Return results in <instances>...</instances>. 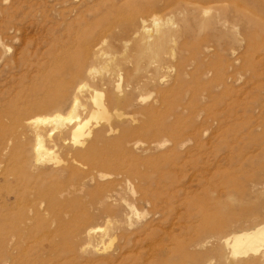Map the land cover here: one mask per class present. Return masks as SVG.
<instances>
[{
  "label": "rangeland",
  "instance_id": "374dc122",
  "mask_svg": "<svg viewBox=\"0 0 264 264\" xmlns=\"http://www.w3.org/2000/svg\"><path fill=\"white\" fill-rule=\"evenodd\" d=\"M263 213L264 0H0V264H264Z\"/></svg>",
  "mask_w": 264,
  "mask_h": 264
},
{
  "label": "bare ground",
  "instance_id": "6f19581e",
  "mask_svg": "<svg viewBox=\"0 0 264 264\" xmlns=\"http://www.w3.org/2000/svg\"><path fill=\"white\" fill-rule=\"evenodd\" d=\"M146 1V0H145ZM131 12V11H130ZM152 13H153V11H152ZM154 14V13H153ZM154 16V20H153V22H154V26L156 27V29H157V32L159 33V37H158V39L155 41V44H153L156 48H160L161 47V49H162V46L167 42L168 43V40H170V36H169V34H170V32H168L169 34H167V33H164V32H161L160 31V28H159V24H158V20L155 18V15H153ZM135 18V17H134ZM142 21H143V19H142ZM144 23V22H143ZM116 26V25H115ZM146 28V27H145ZM144 27H143V29H145ZM140 29V28H139ZM136 30V29H135ZM138 30V29H137ZM126 31V30H125ZM156 32V33H157ZM136 35V34H135ZM172 35V34H171ZM151 36V35H150ZM135 37V36H134ZM147 40V39H146ZM139 41V40H138ZM141 41V43H142V45H144L143 47H142V51L141 52H143V53H141V54H143V55H145V51L147 50V52H148V50H149V47H150V45H148L147 43H145L144 41H142V40H140ZM140 41H139V43H140ZM138 43V42H137ZM138 43V45H140ZM166 43V44H167ZM134 44H136V42L134 43ZM137 47V46H136ZM135 47V48H136ZM166 47V46H165ZM140 48H141V46H140ZM151 48V47H150ZM154 48V47H153ZM155 49V48H154ZM136 50V49H135ZM139 50V49H138ZM152 50L150 49V51L149 52H151ZM154 51V50H153ZM99 52V51H98ZM156 52H157V50H156ZM83 54V53H82ZM153 54V53H152ZM157 54L159 55V53L157 52ZM99 54H97V56H98ZM148 55V54H147ZM156 55V54H155ZM155 55H153V56H155ZM85 56V55H84ZM103 56H104V54H103ZM160 56V55H159ZM159 56L157 57V58H159ZM151 57V56H150ZM144 58V57H143ZM102 59V58H101ZM114 59V58H113ZM139 59V58H138ZM141 59V58H140ZM149 59V58H148ZM154 59V58H153ZM146 60V59H145ZM78 62V61H77ZM147 62V61H146ZM74 63V62H73ZM141 63V62H140ZM134 83V82H133ZM127 84V83H126ZM146 84V83H145ZM101 95L100 94H98V93H95V95L93 96V101L94 102H96L97 103V109H96V113H94L93 115L96 117L97 115H102L103 117H105L106 116V113H105V109H104V107H103V105H102V103H101ZM123 101V100H122ZM113 103V102H112ZM115 103V102H114ZM95 104V103H94ZM118 115V114H117ZM60 117L59 116H55L53 119H52V121H56V119H59ZM73 118H75V119H78V116H75V117H73ZM66 119V118H65ZM69 121H70V119H68ZM68 120H66V121H68ZM61 123H62V121H61ZM88 126V122H85V123H80V124H77L75 127H74V129H72L73 131H72V136H73V141L75 142V143H79V144H82L81 143V138L82 137H87V136H89L90 135V131L86 134L85 132H84V129L86 128ZM126 136H128V135H126ZM125 136V137H126ZM94 139H95V137H94ZM99 140V139H98ZM124 140V139H123ZM123 140H120V143L119 144H121V141H123ZM123 143V142H122ZM134 144V146H141L142 144H141V142L138 140V141H136V142H134L133 143ZM121 147V146H120ZM155 147V146H154ZM43 147H42V145H41V143H39L38 144V148H37V151H40L41 149H42ZM94 148V147H93ZM116 150V149H115ZM117 151V150H116ZM104 152H105V149H104ZM43 153H45V154H47L46 153V151H44L43 150ZM117 153V152H116ZM101 154H102V152L100 151V149L99 150H97V149H89L88 151H86L85 153H83V154H81V155H79V157H80V159L81 160H83V161H85V162H88V163H90V164H95L96 165V162H97V159L96 158H99L100 156H101ZM104 155V154H103ZM116 156V155H115ZM119 156V155H118ZM121 157V156H120ZM122 158V157H121ZM259 212V211H258ZM261 212V211H260ZM242 213V212H241ZM264 214V213H263ZM262 217V216H261ZM261 217H260V219H261ZM263 218H264V216H263ZM259 220V219H258ZM257 220V221H258ZM248 222V221H247ZM246 222V223H247ZM250 222V221H249ZM252 222V221H251ZM254 222V221H253ZM255 223V222H254ZM249 226V225H248ZM250 226H252L251 224H250ZM249 226V227H250ZM255 226V228L256 227H259V228H257V229H255L254 231H252V232H244V231H247V230H240V231H233V229H232V231L233 232H231V234L229 233L228 235H226V236H224V237H221V238H219V240H218V242H219V244L221 243V244H223V247L225 248V249H228L229 250V254H231L232 256H234V257H236V256H246V255H248V254H252V255H254V254H257V253H259L260 252V250L261 249H264V219H263V223H262V221L260 222V220H259V223L257 222V224L256 225H254ZM231 227V226H230ZM236 227V226H235ZM245 227V226H244ZM222 228L223 229H225V225H223L222 226ZM228 228V227H227ZM227 228H226V230H227ZM225 230V231H226ZM240 232H243L242 234H239ZM210 239H212V238H210ZM213 240V239H212ZM206 244V243H205ZM247 263L248 264H255V260H249V261H247Z\"/></svg>",
  "mask_w": 264,
  "mask_h": 264
}]
</instances>
